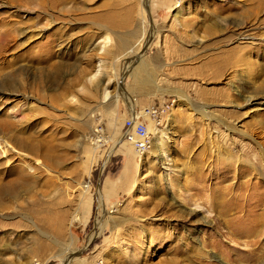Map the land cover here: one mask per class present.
Here are the masks:
<instances>
[{
  "label": "rangeland",
  "instance_id": "1",
  "mask_svg": "<svg viewBox=\"0 0 264 264\" xmlns=\"http://www.w3.org/2000/svg\"><path fill=\"white\" fill-rule=\"evenodd\" d=\"M70 256L264 264V0H0V264Z\"/></svg>",
  "mask_w": 264,
  "mask_h": 264
},
{
  "label": "built area",
  "instance_id": "2",
  "mask_svg": "<svg viewBox=\"0 0 264 264\" xmlns=\"http://www.w3.org/2000/svg\"><path fill=\"white\" fill-rule=\"evenodd\" d=\"M139 113V116H135L132 113L124 119L123 122V139L131 143L135 149L139 152L148 150L151 146V132L148 129L147 119H153L158 125L160 119L157 118L158 111L153 107H146L143 113H147L148 116H143V113ZM151 117V118H150ZM93 141H99L103 137L101 124H96L91 134Z\"/></svg>",
  "mask_w": 264,
  "mask_h": 264
},
{
  "label": "bare ground",
  "instance_id": "3",
  "mask_svg": "<svg viewBox=\"0 0 264 264\" xmlns=\"http://www.w3.org/2000/svg\"><path fill=\"white\" fill-rule=\"evenodd\" d=\"M147 6H148V4H147ZM141 32V33H140ZM139 39H138V41L140 40V41H142L146 36H147V30L146 29H141V31H140V29H139ZM112 40H113V38H112V36L110 35V32L109 31H106V33H105V36H104V38H103V41H102V43L100 44V46H99V48L103 51V52H105L106 51V48H107V46L112 42ZM140 41H139V43H140ZM122 45H123V47H124V51L126 52V54H130L131 52H133L134 51V48L137 46V43H134V42H129V41H124L123 43H122ZM108 50V49H107ZM99 70V69H98ZM99 72H97V73H94L93 75H91L90 76V79H96L99 75ZM154 83V81L152 80V78L149 76V74H148V78H147V83H150V85H151V83ZM105 90V89H104ZM261 93V92H260ZM180 95H182L183 96V94H180ZM126 96V95H125ZM112 97V95L109 93V91H103V102L104 101H107V100H109L110 98ZM129 98L131 99V102L133 103L132 105H133V110H134V102H133V99H132V97H130V95H129ZM246 99H245V101L246 102H251L252 100H256V99H259V98H256V94H253V95H249V96H246L245 97ZM186 99L188 100V98L186 97ZM133 115H135V116H138V115H136L137 114V112L135 111V112H133L132 113ZM143 116H148L146 113L143 115ZM148 129H149V131H150V128H149V126H148ZM228 129V128H227ZM122 138H123V136H122ZM152 144H153V138H151V146H150V148L152 147ZM98 226V225H97ZM92 237V236H91ZM62 245V244H61ZM69 251V253L72 255L74 252H76L75 250H68ZM68 253V254H69ZM69 254V255H70ZM72 258H73V256H70V257H68L67 258V263L66 264H70V262L72 261Z\"/></svg>",
  "mask_w": 264,
  "mask_h": 264
}]
</instances>
